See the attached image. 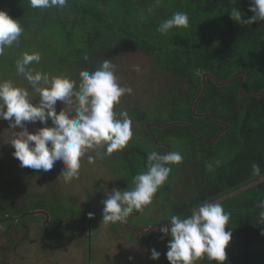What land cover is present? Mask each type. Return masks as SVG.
<instances>
[{"label":"trees","instance_id":"trees-1","mask_svg":"<svg viewBox=\"0 0 264 264\" xmlns=\"http://www.w3.org/2000/svg\"><path fill=\"white\" fill-rule=\"evenodd\" d=\"M249 5L250 0H67L64 8L39 9L29 0H0V9L24 29L19 41L0 55V77L17 73L15 61L24 52L41 54L31 68L77 84L81 71H95L106 59L116 66L120 84H127V56L149 60L150 81L160 84L162 92L156 98L152 88L145 108L132 106L137 136L107 163L120 166L121 181L131 188L134 177L147 170L151 151L181 153L182 162L171 165L167 182L154 196L158 200L142 210L151 212L154 202L162 203V222L141 211L129 220L166 224L172 215L187 216L206 201L220 202L231 214L226 230L233 232L225 264H264L258 207L264 200V22L242 25L229 15L238 7L250 17ZM176 12L187 13L189 26L167 34L157 31ZM254 163L260 176L253 175ZM90 197L92 203L95 196ZM70 205L71 218L82 214L81 206ZM64 209L56 204L58 222ZM89 239L94 264L93 237ZM159 250V264H170L167 242ZM197 264L217 262L205 256Z\"/></svg>","mask_w":264,"mask_h":264},{"label":"clouds","instance_id":"clouds-1","mask_svg":"<svg viewBox=\"0 0 264 264\" xmlns=\"http://www.w3.org/2000/svg\"><path fill=\"white\" fill-rule=\"evenodd\" d=\"M29 4L39 9L64 8L67 0H29ZM249 11L253 14L247 17L240 8L233 7L229 15L242 25L264 22V0H250ZM188 26L187 13L176 12L161 22L157 31L167 34L174 27ZM23 31L18 19L0 9V55L19 41ZM41 58L39 52H24L15 61L17 73L28 82L31 92L12 80H0V120L7 121L14 130L8 143L21 168L48 172L60 162L63 168L58 179L70 182L78 177L81 158L88 150L102 147L103 153L96 152L102 159L124 149L132 139V121L127 111H115L121 97L131 94L132 88L121 86L115 74L116 66L107 59L95 71H81L77 84L67 76L30 67L33 63L39 64ZM58 102L62 105L59 111ZM37 123L42 126L30 131L27 125ZM182 160V154L176 151H151L147 156V170L134 177L131 188L108 191L101 186L98 191L103 190L106 197L101 202L102 221L123 223L130 214L142 211L167 182L171 165ZM252 171L255 176L261 174L258 164L252 165ZM258 207L261 209L259 221L264 224V200ZM230 215L220 202L206 201L192 208L187 216L172 215L166 224L159 223L160 238H170L165 254L170 264H197L205 256L209 261L225 264L226 249L233 238V232L226 230ZM160 256L153 247L150 258L159 260ZM134 259L129 257L130 261Z\"/></svg>","mask_w":264,"mask_h":264},{"label":"rangeland","instance_id":"rangeland-1","mask_svg":"<svg viewBox=\"0 0 264 264\" xmlns=\"http://www.w3.org/2000/svg\"><path fill=\"white\" fill-rule=\"evenodd\" d=\"M126 61L127 71L123 75L128 82L123 84L121 81V86L131 87L132 93L121 97L115 111L119 113L126 110L132 127L139 128L131 113L132 106L138 104L145 108L149 98L147 92H151L153 88V94L157 98L162 88H159L160 84H152L150 81L148 59L140 54H130ZM0 78L12 80L18 86L28 87L32 91L28 82L18 73L13 72L9 77ZM32 95L38 101L36 94ZM60 107L62 105L58 102V111ZM27 126L30 131H35L42 125L37 123ZM137 133L133 132V137ZM13 134L14 130L9 128L8 122L0 120V217L3 220L0 222V264H88V259L90 264L91 237L94 264H159L161 256L159 260L150 258L153 247L160 252L159 244L168 242V239L160 238L162 234L158 231L159 225L149 226L142 217L140 220L143 223L138 224H135L137 217L130 220L128 217L126 224L102 221L101 202L106 197L104 191L98 189L101 186L108 191L112 188H129L118 174L120 166L107 163L110 155L102 159L96 156L97 151L103 153L102 147L88 150L81 158L78 177L66 182L58 179L63 168L60 162L48 172L21 168L19 161L13 156L14 149L8 143ZM140 135L143 134L139 133ZM91 195L95 196L94 200L98 199V213L93 224L92 216H89L94 202H90ZM155 200L158 198H154ZM57 203L66 209L62 211V222L57 221L58 213L53 212ZM71 203L82 207L83 212L77 217L81 228L76 224H65V220L71 219L67 211L74 208ZM152 205L151 212L141 211L140 215L162 222L160 220L163 218L164 205L157 202ZM26 210L30 213L23 214ZM28 213L34 216H26ZM130 256L135 258L134 261L129 260Z\"/></svg>","mask_w":264,"mask_h":264},{"label":"flooded vegetation","instance_id":"flooded-vegetation-1","mask_svg":"<svg viewBox=\"0 0 264 264\" xmlns=\"http://www.w3.org/2000/svg\"><path fill=\"white\" fill-rule=\"evenodd\" d=\"M29 212V211H28ZM43 212L47 213L46 211L43 210ZM76 216V215H75ZM74 218H71V219H68V220H65V224H76L79 228H81V224L79 223V221L77 220V217ZM63 221V219L61 220V222ZM92 223V222H91ZM58 230V229H57ZM56 231V230H55ZM54 231V232H55Z\"/></svg>","mask_w":264,"mask_h":264},{"label":"water","instance_id":"water-1","mask_svg":"<svg viewBox=\"0 0 264 264\" xmlns=\"http://www.w3.org/2000/svg\"><path fill=\"white\" fill-rule=\"evenodd\" d=\"M204 77H206V75H204ZM232 194H235V192H233ZM229 195H231V194H229ZM97 204H98V199L94 200V202H93V215H92V217L95 215V213L97 211ZM91 220H92V218H91Z\"/></svg>","mask_w":264,"mask_h":264}]
</instances>
